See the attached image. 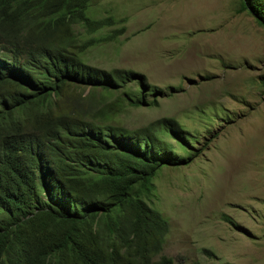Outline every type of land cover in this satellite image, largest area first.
<instances>
[{
    "label": "trees",
    "instance_id": "1",
    "mask_svg": "<svg viewBox=\"0 0 264 264\" xmlns=\"http://www.w3.org/2000/svg\"><path fill=\"white\" fill-rule=\"evenodd\" d=\"M90 1L0 0V264H175L151 260L168 226L146 199L161 166L189 159L160 134L182 148L190 134L165 116L112 124L93 104L97 88L122 89L131 106L157 101L142 74L82 59L114 38H78L75 24L90 34L111 24L86 14ZM240 9L264 28V0Z\"/></svg>",
    "mask_w": 264,
    "mask_h": 264
},
{
    "label": "rangeland",
    "instance_id": "2",
    "mask_svg": "<svg viewBox=\"0 0 264 264\" xmlns=\"http://www.w3.org/2000/svg\"><path fill=\"white\" fill-rule=\"evenodd\" d=\"M86 14L110 34L81 55L142 74L157 105L131 106L122 89H95L109 122L129 129L171 117L188 131L189 157L161 166L147 203L167 222L160 251L175 264H264V28L240 0H91ZM133 89L134 82L127 83ZM85 96L89 86L80 88Z\"/></svg>",
    "mask_w": 264,
    "mask_h": 264
}]
</instances>
